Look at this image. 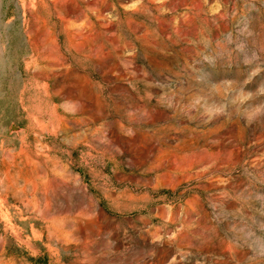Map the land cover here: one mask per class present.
Returning a JSON list of instances; mask_svg holds the SVG:
<instances>
[{
	"label": "rangeland",
	"instance_id": "obj_1",
	"mask_svg": "<svg viewBox=\"0 0 264 264\" xmlns=\"http://www.w3.org/2000/svg\"><path fill=\"white\" fill-rule=\"evenodd\" d=\"M0 264H264V0H0Z\"/></svg>",
	"mask_w": 264,
	"mask_h": 264
}]
</instances>
